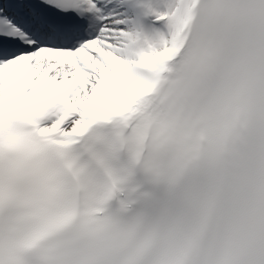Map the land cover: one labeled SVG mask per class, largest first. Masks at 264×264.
Here are the masks:
<instances>
[{
	"label": "snow or ice",
	"instance_id": "1",
	"mask_svg": "<svg viewBox=\"0 0 264 264\" xmlns=\"http://www.w3.org/2000/svg\"><path fill=\"white\" fill-rule=\"evenodd\" d=\"M0 264H264V0H0Z\"/></svg>",
	"mask_w": 264,
	"mask_h": 264
}]
</instances>
